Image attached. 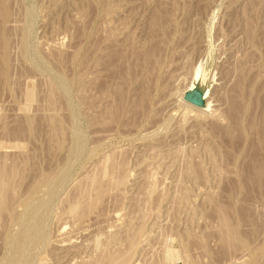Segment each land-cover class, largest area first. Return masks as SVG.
Returning <instances> with one entry per match:
<instances>
[{
    "label": "rangeland",
    "instance_id": "obj_1",
    "mask_svg": "<svg viewBox=\"0 0 264 264\" xmlns=\"http://www.w3.org/2000/svg\"><path fill=\"white\" fill-rule=\"evenodd\" d=\"M0 173V264H264V0H0Z\"/></svg>",
    "mask_w": 264,
    "mask_h": 264
},
{
    "label": "water",
    "instance_id": "obj_2",
    "mask_svg": "<svg viewBox=\"0 0 264 264\" xmlns=\"http://www.w3.org/2000/svg\"><path fill=\"white\" fill-rule=\"evenodd\" d=\"M205 83H196L192 90H188L184 97L183 102L197 108L199 110H205L207 108L206 94L208 89H211L206 73L202 72Z\"/></svg>",
    "mask_w": 264,
    "mask_h": 264
},
{
    "label": "bare ground",
    "instance_id": "obj_3",
    "mask_svg": "<svg viewBox=\"0 0 264 264\" xmlns=\"http://www.w3.org/2000/svg\"><path fill=\"white\" fill-rule=\"evenodd\" d=\"M9 31H11V30H8V32H9ZM9 33H12V31L9 32ZM10 35H11V34H10ZM8 37H10V36H8ZM8 37H7V40H8ZM9 39L11 40V38H9ZM9 42H10V41H9ZM119 61H120V60H119ZM199 76H200V75H197V76H196V79H198ZM32 78H34V77H32ZM35 80H36V79L34 78V81H35ZM195 81H196V80H195ZM35 82H36V81H35ZM201 82L205 83V80H204V79H201ZM32 83H33V86L36 85V83H34L33 81H32ZM194 85H195V84H194ZM192 88H193V86H192ZM189 89H191V88H189ZM262 102H263V101H262ZM257 103H258V102H257ZM258 104H259V103H258ZM231 107H232V106H231ZM258 107H259V106H258ZM261 107H262V106H261ZM259 108H260V107H259ZM207 109H208V108H207ZM232 110H233V108H232ZM237 110H238V109H237ZM261 110H262V108H261ZM206 111H207V110H206ZM207 112H208V111H207ZM262 112H263V111H262ZM232 115H234V113H231V116H232ZM228 116H230V115L228 114ZM233 117H234V116H233ZM233 117H232V118H233ZM228 118H230V117H228ZM234 119H236V118H234ZM253 119H254V118H253ZM17 120H18V119H16V121H17ZM230 120H231V119H230ZM254 120H256V119H254ZM18 121H19V120H18ZM18 121H17L16 123H19V122L21 123V121H19V122H18ZM236 121H237V120H236ZM236 121H235L234 123H236ZM230 122H231V121H230ZM237 122H238V121H237ZM231 123H233V122H231ZM234 123H233V124H234ZM19 125H20V124H19ZM235 126H236V125H235ZM235 126H234V127H235ZM236 129H237V128H236ZM260 132H261V131H260ZM8 138H9V137H8ZM241 138H242V137H241ZM234 139H235V138H234ZM239 139H240V138H239ZM9 140H10V139H9ZM7 142H8V141H7ZM237 142H238V141H237ZM235 146H236V145H235ZM252 147H253V146H252ZM4 162H5V161H4ZM7 162H8V161H7ZM12 164H13V163H12ZM2 168L4 169L5 167H2ZM2 171H3V170H2ZM6 172H7V171H6ZM251 172H252V171H251ZM4 173H5V171H4ZM0 174H1V173H0ZM5 176H6V175H5ZM0 177H1V176H0ZM7 177H8V176H7ZM3 180H4V179H3ZM3 180H1V181H3ZM5 182H6V181H5ZM0 184H1V183H0ZM2 184L4 185V183H2ZM2 184H1L0 186H1L2 188H4V187L6 188V186H2ZM1 193H2V191H1ZM223 224H224V223H223ZM224 226H225V225H224ZM129 241H130V240H129ZM133 244H135V243L133 242ZM102 246H103V245H102ZM123 259H124V258H123ZM125 260H126V259H125ZM117 261H118V259H117ZM113 262H114V261H113ZM117 264H118V263H117Z\"/></svg>",
    "mask_w": 264,
    "mask_h": 264
}]
</instances>
